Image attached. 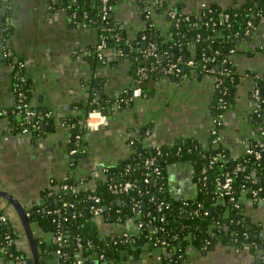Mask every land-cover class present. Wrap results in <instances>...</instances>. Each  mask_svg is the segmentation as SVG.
Here are the masks:
<instances>
[{
    "label": "crops",
    "instance_id": "1",
    "mask_svg": "<svg viewBox=\"0 0 264 264\" xmlns=\"http://www.w3.org/2000/svg\"><path fill=\"white\" fill-rule=\"evenodd\" d=\"M148 1L151 0H116L111 13L122 25L125 37L136 45L142 46V35L152 27L162 38L171 35L172 21L167 10L154 6L148 18L142 8ZM174 1L185 11L196 12L203 2L232 7L248 0ZM3 2L0 13L9 14L12 31L5 39L0 19V212L8 216L17 232L16 243L28 253L27 263L33 252L17 206L27 213L34 202L43 200L44 188L50 194L56 193L59 182L67 176L77 179L90 174L92 178L86 185L94 186L103 174V166L127 156L131 151L129 137L139 135L145 128L150 130L148 144H172L192 138L208 148L215 113V76L196 71L182 79L173 76L148 79L144 84L145 94L108 112L107 124L84 131L86 151L73 163L71 128L63 118L84 114V106L100 92L122 94L133 84L135 62L131 56L111 51L94 68L87 54L97 44L99 30L76 22L64 0ZM6 47L12 52L11 58L5 57ZM17 59L24 61V71L31 80L32 103L45 113L42 116L47 115L35 134L15 131L9 121L8 113L14 112L17 104L12 90ZM230 59L238 77L231 104L225 111L221 135L230 154L240 156L259 128L251 120L257 87L254 74H264V16L256 20L252 35L238 44ZM262 117L264 120V113ZM167 175L170 194L175 198L190 200L198 195L196 169L192 164H170ZM53 179L57 182L53 183ZM247 194L242 199L252 225L258 227L257 245L237 246L235 242L224 243L219 239L203 249L189 246L187 264H264V203L262 200L255 203ZM95 222L104 236L127 227L103 215L97 216ZM30 223L35 237L48 236L35 221ZM37 247L40 264L41 248ZM161 254L160 250L146 245L127 264H169ZM55 261L54 257L48 262ZM96 263L92 259L86 264Z\"/></svg>",
    "mask_w": 264,
    "mask_h": 264
},
{
    "label": "trees",
    "instance_id": "2",
    "mask_svg": "<svg viewBox=\"0 0 264 264\" xmlns=\"http://www.w3.org/2000/svg\"><path fill=\"white\" fill-rule=\"evenodd\" d=\"M112 1L115 3L116 0ZM152 2L150 1V3ZM2 4L4 5V2L0 0L1 7L3 6ZM208 6L213 9L212 13L203 14L201 11L198 15H195L194 12L185 11L180 3H176L178 12H183L182 20L179 23L172 20L170 37L162 38L159 34L157 35V31L153 27L147 32H150L148 36H151L157 44V52L163 60L162 63L174 61L178 56L182 55V58H192L197 63L201 62L202 64L203 55L206 53L208 56L207 63L213 65L216 70L230 69L232 74L224 76L223 82L220 85V87L227 88L228 91L225 95L227 109L231 104L236 85L235 82L238 77V73L230 59V55L232 54L230 53V49L235 47L236 51L238 44L252 35L253 32L250 34L245 32L247 21L252 18L250 8L253 6L256 10H263L264 13V0H248L238 6L232 7H222L214 3H209ZM167 7L168 4L165 2L164 6H160L158 9L167 10ZM84 9H87L89 12L87 18L88 26L97 27L99 30L98 40L106 36L107 42L105 48L106 55L103 58L98 56L97 51L87 54V58L92 66L95 68L98 63H102L111 51H114L117 55H121L118 54L119 48L123 49L121 56H131L136 66L140 54L139 52L127 49V46L121 40L115 38L116 33L119 32L124 35V31L118 29V23L113 16L110 17V24L106 26L99 19L98 0H75L70 10L71 14H73L74 10L77 11L76 22L82 20L80 12ZM225 13L229 14L230 25L226 24V22L224 24L219 23ZM6 14L7 12L0 13V19L3 20ZM186 14H190L189 20L196 21L197 24H189V20L185 19ZM209 14L214 15L215 19L218 20V24L206 26L205 22ZM2 31L6 39L12 31L11 26L3 28ZM216 51L219 52L216 53ZM214 54L216 57L212 59ZM224 57L227 58L226 62H222ZM154 58L152 57L148 61H153ZM255 73L261 76L260 79H255V81L262 93L260 113H264V74L262 72ZM157 74L156 71H152L151 76L147 80L162 76L179 78L175 75ZM26 77L27 81L23 83L21 88L26 92L27 100L35 107L31 98L32 83L27 74ZM213 82L215 86L213 103L217 107L219 104L220 87L216 86L215 81ZM16 87V78L14 76L12 90L15 96L18 95ZM117 98V95L101 93L100 95L91 97L89 104L84 106L86 107L84 114L63 118L62 121H65L66 124L71 122L76 123L70 129L71 149L77 147L76 134L81 133L83 136L84 133L78 121L86 117L85 115L94 107L105 110L107 113L112 112L114 109H119V107L113 105V102ZM254 101L256 102V100ZM21 107L17 101L14 112L10 111L8 113L10 125L14 126L15 131L19 132H22L20 122L23 119V113L21 112ZM254 108L255 105L253 110ZM36 109L40 111L39 108ZM216 109H218V112L222 110L220 107ZM40 113L39 118L42 120V115L45 113L42 111ZM251 121L254 125H258V127H260V124H264L262 115H256V118H253ZM40 124L39 127L30 128L29 134L39 132L41 129ZM146 131L147 128L143 129L139 135H131L129 137L128 140H133L129 154L117 162L104 165L103 167L106 170H103V174H101L99 180L95 181L94 186L89 187L86 185L87 181L92 178V175L88 174L77 179L67 176V178L59 182V190L56 193L50 194V190L47 188L42 190L43 202H34L26 213L27 220L30 222L35 221L40 229L48 235L45 237V234H41L35 237L37 245L41 248L40 253L42 254V258L40 264H54L48 262L52 258H56L53 252L55 244L52 242V235L60 228L66 230L68 234V241L65 247L68 253V258L65 259L66 264H72V261L78 258L83 259V264L92 259L99 261L101 254L105 255L107 264H127L129 259L137 256L142 247L146 245L150 249L160 250L163 260L169 264H187L186 256L189 246L203 249L219 239L224 243L235 242L241 246H245L251 241H258L256 237L258 227L252 225L253 222L247 212L242 195L248 193L247 195L254 197L251 195V190L253 192L255 188L264 186V155L261 160H256L254 155L245 153L240 156H233L222 142V139L214 141L212 134L208 148H203L192 138H183V140H176L172 145L161 144L162 152L158 155L157 161L164 168V178L159 179L153 176L150 182H146L145 177L148 174L143 165V160L147 155L155 153L156 148V144L147 143ZM259 139L260 131L258 129L254 132V136L249 144L253 145ZM79 141L80 145H83L82 138ZM220 153L223 154V159L211 165L210 158H214ZM83 154L84 152L72 154L74 158L73 163H76ZM245 159L247 160L245 161ZM237 161L244 162L251 177L257 178V181H248L244 172L237 174L234 183L235 199L230 200L228 196L221 195L217 191L216 177L222 171L231 169ZM175 162H192L193 166H195L198 195L194 199L188 200L189 202L175 198L170 194L167 167ZM222 162L224 164L221 166L220 163ZM128 165L132 168L126 173ZM203 169L205 170L204 173H202ZM203 174L207 175L205 180L201 178ZM110 177H113L117 181L132 179L136 185L129 192L114 194L109 188ZM52 182L56 183L57 180L53 179ZM65 182L73 183L76 186L74 192L60 190L61 185ZM91 193L101 196V204L104 206V217L119 222L123 227L134 215L133 201H141V212L135 219L136 225H134L130 236H122L121 233L125 228L121 232H114L111 235L104 236L100 234L98 224L95 222L96 215L91 210V205L93 204V200L89 197ZM259 193L264 195V189L259 191ZM65 199L74 201L75 207L66 209L63 206ZM161 201H164V203L159 208ZM258 201H260V198L254 200L255 203ZM197 208L199 212L195 213L194 211ZM73 209L79 210V214L75 218L72 217ZM65 210H67L66 213L70 216L68 221L63 220ZM162 216H164V221H160V217ZM148 220L152 221L153 227L150 226V223L146 222ZM138 223H141L140 227H138ZM11 224L9 220L5 224H0V240L4 238V231L7 228L12 229ZM161 226L164 228L160 229ZM78 236L81 237L82 245L77 244L76 238ZM157 238L166 239L169 244L157 243ZM88 241L91 243L89 244ZM4 255V260L1 264H10L11 261L18 258L26 261L28 258V253L19 248L16 242L13 243L12 247ZM0 256H2L1 252ZM96 264H100V262Z\"/></svg>",
    "mask_w": 264,
    "mask_h": 264
},
{
    "label": "built area",
    "instance_id": "3",
    "mask_svg": "<svg viewBox=\"0 0 264 264\" xmlns=\"http://www.w3.org/2000/svg\"><path fill=\"white\" fill-rule=\"evenodd\" d=\"M67 4H65V7H69V9L72 7V5L74 4L75 0H66ZM153 1L152 3H145L144 6H142V8L144 9L145 15L146 17H151L152 11H154V6H157V8H160V6H164V3L167 2L168 4V15L171 19V21L173 20L176 23H179L182 20V14L183 12L179 13L177 8H176V2L174 0H151ZM150 2V1H148ZM99 3V9H98V14H99V19L100 22L102 24H105L106 26L108 24H110V17H111V13L113 11L114 8V3L112 0H98ZM209 4L206 2H203L201 4V8L194 12L195 15H198L201 11L203 12V14H208V13H212L213 9L211 7L208 6ZM250 10L251 12V17L254 18H250L247 21V25L245 28V32L250 34L254 31L255 25H256V20L262 16H264L263 14V10H256L255 8H253V6H251ZM76 10L73 11V18L75 19V17L77 16L76 14ZM82 14V20L80 21L82 25L84 26H88V15L89 12L87 9H84L80 12ZM257 18V19H256ZM185 19L189 20L190 19V14H186L185 15ZM10 16L7 13L3 19V23H2V28L5 27H9L10 26ZM224 22H226V24L230 25L231 23L229 22V14L225 13L223 18L220 20V24H224ZM118 23V22H117ZM189 24H197L196 21H190L189 20ZM206 26L209 27L211 24L215 25L218 24V20L215 19L213 14H209L208 18L205 22ZM152 25V23H151ZM118 29L121 30L122 25L120 23H118ZM150 33V32H149ZM148 32H145L142 35V41H146V46L142 47L141 44H134L132 42H130V40H128L124 35H122L121 33H116L115 34V38L117 40H121L124 45L127 46V49L133 51V52H139V57L137 59V63H136V72H135V77H134V81L133 84L129 87H127L124 92L120 95H117V99L113 102L114 106L117 107H123L125 105H128L130 103V101L142 94H145V89L143 87L144 82L147 80V78L149 76H151V72L152 71H156V73H158L157 75H175L178 76L180 79H182L185 76H188V74H193L196 71H200L203 73H208V74H212L215 76V84L216 86L220 87V85L223 82V77L232 74L230 69H222V70H216V68L213 65H209L207 63L208 61V56L206 55V53H204L203 55V61L202 64L197 63L194 59L192 58H182V55L178 56V58L174 61H168L166 63H162L163 60L162 58L159 56V53L157 52V44L155 42L154 39L151 38V36L149 37ZM141 41V42H142ZM107 46V42H106V36L101 37L100 40L97 41V44L93 47V49H90L89 53H92L94 51H97L98 56L103 58L106 55L105 52V48ZM142 47V48H141ZM5 57L6 58H10L12 55V52L10 51V48L6 47L5 48ZM123 49L119 48L118 49V53L122 54ZM219 51H216V53H218ZM235 52V47H232L230 49V53H234ZM155 57L153 61H148V59ZM216 55L214 54L212 59H215ZM227 58L224 57V59L222 60V62H226ZM24 67H25V63L23 60H16L15 63V70H14V76L16 78V85L17 87L15 88L17 90V96H16V100L19 102L21 107V112L23 113V119L21 120V131L25 132V133H29L30 128H36L39 127V124L41 123V118L40 117V111H38L35 107H33L29 100H27V94L26 92L21 88V86L23 85V83L25 81H27V77L26 74L24 72ZM183 70V71H182ZM186 70V71H185ZM254 78L255 79H260L261 76L258 73L254 74ZM220 96H219V104L217 107H220L222 110L218 112V109H216L217 107H215V114L213 116V126L211 129V134L213 135V140L214 141H219L222 139V135H221V126L223 125V120H224V110L227 107V103L225 102V95L227 94V88H223L220 87ZM254 98L256 100L255 102V108L254 110H252L253 113V118H256L257 116L262 115V113H260V108H261V103H262V93H261V89L257 86L254 90ZM264 101V100H263ZM255 115V117H254ZM109 121L108 118V113L105 110H102L98 107H94L91 108L88 112V114L86 115V117L80 119L78 121V123L81 125V127L83 128L84 131L87 130H95L97 129L100 125H105L107 124ZM76 123H67V125H69L70 128H72V126H75ZM14 127V126H13ZM260 131V139L259 141H257L255 144L251 145L248 144L246 149H245V154H249V155H254V158L256 160H261L263 158L264 155V124L260 125V127L258 128ZM147 135L150 134V130L147 129L146 131ZM83 136L81 133H77L76 134V138H77V147H73L71 149V153L75 154L78 152H85L86 148L84 147V145H80V141L79 139H81ZM129 144L131 146V144H133V140H128ZM172 145V144H171ZM162 152V146L161 144H156V148H155V153L149 154L146 157H144L143 160V165L147 170V176L145 177V181L146 182H150L151 181V177H156L159 179H163L164 178V168L163 166H161L160 164H158V155ZM205 155V154H203ZM223 159V154L220 153L218 154L216 157L214 158H210V164L213 165L215 162H217L218 160H222ZM247 159H245L246 161ZM224 163H220V165L222 166ZM132 167L130 165L127 166L126 168V173L131 169ZM103 170H106L105 167H103ZM204 169L202 170V173H204ZM240 172H244L245 173V177L248 181L251 182H256L257 178L251 177V174L249 171H247V165L242 162V161H237L234 166L231 169H228L226 171H222V173L219 174V176L216 177V186H217V191L224 196H228L230 200H234L235 199V187H234V183H235V176L237 174H239ZM202 179H206L207 175L203 174L201 176ZM110 181V185L109 188L111 190L112 193L114 194H121L124 192H129L130 190L134 189L135 187V182L132 179H124L122 181H117L115 180L113 177L109 178ZM75 185L73 183H69V182H65L61 185L60 190L63 191H71L74 192L75 190ZM163 187V186H162ZM161 187V188H162ZM249 189V188H248ZM251 189V188H250ZM264 186H260L258 188H255L252 192L251 190V195L254 196L253 199L254 200H258L260 198V200H262L264 202V195L262 193H259V191L263 190ZM261 194V196H260ZM89 197L91 198V200H93V204L91 205V210L93 211V213L97 216L103 215V211H104V206L101 204L102 203V198L99 194H95V193H91L89 195ZM194 199V198H193ZM189 200V199H188ZM187 199H185V202H189ZM191 200V199H190ZM43 202V200L39 201ZM164 203V201H161L159 203V208L162 207V204ZM63 206L67 209V208H74L75 207V202L74 201H70L68 199H65L63 201ZM133 206H134V215H132V217L126 222L127 227H125L124 231L121 233L122 236H130L133 230L134 225H136L135 219L140 215L141 212V201L140 200H134L133 201ZM199 209H195V213L199 212ZM65 214L63 215V220L64 221H68L70 219V216L66 213L67 210L64 211ZM79 214V210L73 209L72 212V217L75 218L77 217ZM104 216V215H103ZM164 216L160 217V221H164ZM8 221V216L4 213V212H0V224H5ZM148 223H150V226L153 227L152 225V221L148 220L146 221ZM141 226V223H138V227ZM164 227L161 226L160 229H163ZM159 229V228H158ZM67 232L66 230H64L63 228L58 229L53 235H52V242L55 244L54 247V254L56 256V261L54 264H66L65 259L68 258V253L65 249L66 247V243L68 241L67 239ZM18 237V234L15 230L12 229H6L4 231V238H2L0 240V252L2 254V256H0V264L3 262L4 260V254L8 251L9 248L12 247L13 243L16 242V239ZM176 237V235H175ZM77 244L78 245H82V241H81V237L78 236L76 238ZM156 242H161L163 244H169V242L166 239H161V238H157ZM88 243L90 244L91 242L88 241ZM237 246H239L238 244H236ZM257 245L256 241H251L250 243L246 244L245 246H255ZM100 262V264H107V260L105 258L104 254L100 255V260L97 261ZM27 264L26 261H24L23 259H17V260H13L10 262V264ZM72 264H83V259L82 258H78L72 261Z\"/></svg>",
    "mask_w": 264,
    "mask_h": 264
},
{
    "label": "water",
    "instance_id": "4",
    "mask_svg": "<svg viewBox=\"0 0 264 264\" xmlns=\"http://www.w3.org/2000/svg\"><path fill=\"white\" fill-rule=\"evenodd\" d=\"M58 2H61V0H58ZM64 4H67V1H65ZM70 12H71V10H70ZM146 43L147 42L145 40L142 41V47H145ZM100 93H103V92H100ZM44 110H46V109H44ZM41 122H42L41 123L42 125L45 123V116L42 117V121ZM178 163H180V162H178ZM190 164L193 165L192 162H190ZM15 204H16V202H15ZM17 207H18V210L20 212V216L22 218V221H23L26 233H27V238L29 240V243L31 245L32 252H33V257L29 258V260L27 261V264H33V263L34 264H39L38 247H37V243H36V240H35V236H34L33 230L31 229L30 223H29V221L26 218V211L27 210H25L23 207H20V208H19V206H17Z\"/></svg>",
    "mask_w": 264,
    "mask_h": 264
},
{
    "label": "rangeland",
    "instance_id": "5",
    "mask_svg": "<svg viewBox=\"0 0 264 264\" xmlns=\"http://www.w3.org/2000/svg\"><path fill=\"white\" fill-rule=\"evenodd\" d=\"M30 223V222H29ZM30 226H31V223H30ZM31 229H32V227H31ZM33 230V229H32Z\"/></svg>",
    "mask_w": 264,
    "mask_h": 264
}]
</instances>
